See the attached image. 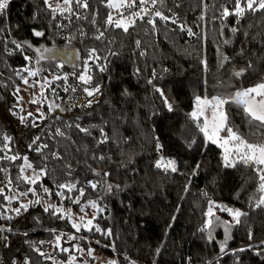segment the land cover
Returning a JSON list of instances; mask_svg holds the SVG:
<instances>
[{
  "label": "trees",
  "instance_id": "1",
  "mask_svg": "<svg viewBox=\"0 0 264 264\" xmlns=\"http://www.w3.org/2000/svg\"><path fill=\"white\" fill-rule=\"evenodd\" d=\"M87 3L86 9L73 4V13L53 18L43 0H10L0 15V149L3 136L10 137L6 142L10 151H0V156H27L37 170L46 164L48 173L36 185H27L15 179L22 160H0V167L7 170L6 175L0 173V181L12 178L18 192L33 187L38 195L27 197L40 200L28 203V210L21 209L18 215L14 209L20 202L9 203L0 196V216L10 217L0 218V228L5 229L0 232V264H71L70 258L88 255V249L96 258L116 264H264V207L255 206L262 194L256 192L254 171L242 164L225 167L222 149L210 142L206 146L190 117L197 96L230 98L237 90L264 82V11L246 12L237 23L235 16L220 18L222 6L231 11L234 0H159L155 9L168 21L155 17L153 28L146 16L124 32L105 24L109 12L120 18L106 7L107 0ZM189 28L195 35L188 34ZM232 28L238 31L233 33ZM35 31L44 35L35 36ZM100 32L104 35L95 39ZM40 46L74 50L80 69L61 60L63 67H57L58 59L39 62ZM91 49L95 55L89 59ZM222 56L228 59L222 61ZM84 60L91 84L82 85L73 75L74 84L62 78L73 72L79 75ZM25 68L37 75L29 76ZM50 75L53 79L41 93L45 100L65 105L84 87L99 85L100 92L86 96L73 117L54 114L46 101L41 105L43 116L25 114L19 95L24 79L40 85ZM57 76L61 78L54 79ZM67 86L76 91H65ZM88 100H93L91 106H86ZM226 108L239 109L235 104ZM101 129L108 137L104 143ZM45 144L47 148L42 147ZM37 146L40 152L34 150ZM161 157L175 160L177 171L156 168ZM88 181L97 187L92 189ZM68 183L84 188L81 205L96 202L92 231L82 227L76 232L66 215L58 219L64 214L44 211L43 201L50 199L82 213L80 205L55 194L77 196L76 189L69 193L56 187ZM4 194L11 197L13 192L6 188ZM210 201L247 213L239 224L230 221L224 252L220 251L224 232L209 239V229L201 231ZM92 209L86 207L85 213ZM60 234L65 235L58 247L55 238ZM67 235L77 238L68 241ZM241 248L245 250L238 251Z\"/></svg>",
  "mask_w": 264,
  "mask_h": 264
},
{
  "label": "snow or ice",
  "instance_id": "2",
  "mask_svg": "<svg viewBox=\"0 0 264 264\" xmlns=\"http://www.w3.org/2000/svg\"><path fill=\"white\" fill-rule=\"evenodd\" d=\"M159 2V0H107L106 7L109 9H115L117 11V14L119 15V19H114L113 14L109 12L105 24L107 26H114L115 28L122 29L124 32H127L129 27L134 26L136 23V20H145V17H150L146 20L147 23L151 24L153 28H155V17H159L161 20L168 21L170 18L167 16H164L163 13L159 9H155L156 4ZM10 0H0V15H4L5 11L7 10L9 6ZM43 4L45 7L50 11L53 18H55L57 13H60L61 15L67 11L69 13H73L72 5L74 4L77 9L80 8H87L88 3L87 0H62V3L57 2L55 7L50 3V0H43ZM148 5L152 6V9H155L153 11ZM207 7V5H205ZM138 10H134L137 9ZM264 11V0H234V8L230 11L229 8L225 5L222 6V11L220 13L221 19H226L228 16H235L237 17V23H239L240 19H242L246 12H262ZM127 13V15H125ZM143 13V15L141 14ZM79 15H77V19H80ZM204 17L202 16L201 19ZM173 23H175V19L172 20ZM93 24H95V20L92 21ZM181 30H185L184 26H181ZM231 31L235 33L238 31L237 28H232ZM188 34L195 35V33L192 32V30L189 28L187 29ZM35 36H43L44 33L35 31ZM104 35L103 32H100L99 35L95 37V39H101V37ZM14 44H16V47L19 49L22 47V44L16 43L13 41ZM230 43V41L225 40V44ZM24 44H27L28 47H32L31 44H28L27 41L24 42ZM137 45H139V41H137ZM37 52L40 53L41 59L44 58L45 52H51L53 49L50 48H43V49H36ZM95 55V49L89 50V59H91ZM30 58L25 56V60H29ZM222 61L227 60L228 57L222 56ZM57 67H63V64L57 65ZM206 67V62H205ZM101 71H104V68L100 69ZM24 71L28 72L29 76H36V71H30L27 68L24 69ZM19 74V73H18ZM243 72H238L236 75H242ZM73 76L76 77V79L82 84V85H89L92 81V76L89 74V66L88 61H83V67L81 69V72L79 75H77L75 72L72 73ZM61 77L57 76L54 77V79H60ZM65 81H67L68 77L65 74L62 77ZM23 79V78H22ZM25 84L28 83L27 79H24L23 81ZM45 83H50V81H45ZM151 83V81H149ZM41 88L44 87V84L40 85ZM71 90L73 92L76 91V87L67 86L65 87V91ZM156 91L161 92V95L163 96V92L160 89H156ZM83 92L87 94L89 97H94L95 94L100 92V86L97 85L95 87H84ZM33 103H36V101H33ZM93 103V100H88L86 102V106H91ZM165 103H167V100H165ZM226 104H235L239 109H241V112L243 116L245 117L246 123L250 129L249 133L245 135L244 133H241L239 130V126H234L230 122V114L225 110ZM169 108H171V105H169ZM51 110V106H50ZM210 113V115H209ZM29 115H32V113H29ZM41 116H43V113H41ZM190 117L193 121L197 122L196 126L199 128V131L203 134L205 139V145L210 142L211 144L218 145L220 148L223 149V163L225 167H236L237 164H242L245 167H248L252 169L256 175L257 179V188L256 192L261 193L262 195L259 196V198L256 201V207H262L264 206V82H261L259 84H256L252 87H249L247 89H241L237 90L234 95L230 98H223V97H216L213 96L211 98L205 96L201 98L200 96H197L195 98V108L192 113H190ZM201 118H203L201 120ZM23 117H21V120L23 121ZM35 126V125H34ZM79 127V125H77ZM80 131L86 132L87 129L80 128ZM102 135L103 129H101ZM221 133H226V135L222 136ZM58 135H63V133L57 132ZM108 137L104 135V139L100 141V143L106 142ZM10 140V137L3 136L2 141L4 143V149H0V151L8 150V144L7 141ZM36 140H39V137H36ZM36 140H34L32 143L35 144ZM194 143V141H193ZM31 147V145L29 146ZM43 148H47L48 146L45 144L42 146ZM158 149L162 147L161 145H157ZM36 152L41 151V146H37L34 149ZM54 158L59 159L58 154H53ZM22 160L23 163L19 167V173L17 177L15 178L18 181H22L27 185H36L40 179L41 176H46L47 173V166L45 164L44 167H41L39 170L34 168L33 164L28 160L27 156L20 157L18 155H3L0 156V160H8L9 162H14L16 160ZM45 160L47 157L44 158ZM100 159H104V157H100ZM156 168H163L165 171H168L169 169L172 172L177 171L176 167V161L175 160H165L164 157H161L159 160H157L155 164ZM199 167V165H197ZM31 169L33 174L31 176L25 175V172ZM0 173H7V170L0 167ZM69 175H71V169L69 166ZM107 175V173H105ZM0 184L3 186H0V196H3L4 200L8 201L9 203L12 202V200H18L19 197H27L29 193L33 195H38L36 192V189L33 187H28L25 191H17L18 185H14L13 179L8 177L6 179V183L4 181H0ZM88 186H90L92 189H95L97 187V184L91 181L87 182ZM11 186V187H10ZM57 188L63 190L67 189V191L70 193L73 189H76L78 192V195L75 197L72 196H66L64 191H58L55 194L60 197L61 199H69L72 201L73 204L80 205V212L85 213L86 207H91L93 209H97V204L95 201H88L86 204L81 205L80 204V198L84 196L85 190L84 188H76V183H68V184H60L56 186ZM8 189L9 191L13 192V196L9 197L5 195V189ZM109 190H111V187L109 186ZM42 191L45 194L51 195V192L48 188H43ZM29 203L37 204L40 203V200L37 199L35 201H29ZM29 207V204L27 203H20L19 207L15 208L14 211L19 215L21 212V209L27 211ZM219 208L220 211L227 212L235 221L236 224L240 223V218L242 216H246L247 213L242 212L240 209H232L224 205H216L215 202L210 201L209 207L206 213V216L208 219L205 222L204 228L201 229V231H205L206 229H213L216 226H219L220 224H223L224 226V233H225V240L220 245V251L224 252L225 247L227 245L228 239H230V228L231 224L229 221H220L219 217L215 216V213L213 211V208ZM49 209H53V214H64V215H57L58 219H63L64 216H67V219L72 221V214L71 209H64L62 206L52 205L49 204L44 208V211L47 212ZM87 213H85V216ZM0 218H9L10 217H2ZM80 220V223H76L75 221H72V228L76 230V232H80L81 228L83 227L87 231H92L93 228L90 226H93V221L95 220V216L92 217V219H88L86 223L84 222V216L78 217ZM5 231L4 228H0V232ZM8 231H11V229H8ZM96 232H101V229L99 227H95ZM108 236L111 235V231L108 230L106 233ZM65 234H60L56 236V242L57 246L59 247V242L62 239V236ZM77 237L75 235H67V240L72 241L75 240ZM211 232H209V239H211ZM3 239H7L6 237H3ZM249 239H251V233H249ZM99 243V242H97ZM60 250L64 252H68L69 249L67 248H61ZM245 249L241 248L238 251H244ZM43 255V253H41ZM93 250L88 249V255L92 256ZM70 259H75L74 257ZM27 264V262H26ZM108 264H116L115 261H108Z\"/></svg>",
  "mask_w": 264,
  "mask_h": 264
},
{
  "label": "rangeland",
  "instance_id": "3",
  "mask_svg": "<svg viewBox=\"0 0 264 264\" xmlns=\"http://www.w3.org/2000/svg\"><path fill=\"white\" fill-rule=\"evenodd\" d=\"M60 2V0H50V3L53 5V7H55L56 3ZM62 3V2H60ZM40 44H43V42H41ZM43 48H49L47 46H40V49ZM50 49H56V48H50ZM49 52H45L44 53V58L41 59L40 57V53L37 52V57L39 59V62L41 63H45L47 61H49L47 54ZM58 63L60 64L59 60ZM75 64V63H74ZM73 64V65H74ZM79 65H82V63H76L73 67H75L76 69H80ZM68 81L70 83H75L76 80L73 78L72 73L69 74L68 76ZM53 79V77L50 75L48 76L46 81H51ZM80 83L78 82L76 86H80ZM41 85V84H40ZM40 85H37L33 83V85L27 83L24 84L23 88L19 91V95H20V99L22 100V104H23V112L25 114H29L32 113V115L34 114H41L42 113V103L46 101L47 105L51 106V111L54 114H59L61 116H65V117H73L75 115V110L78 108H82L84 101L86 100V96L87 94L85 92H83V89H80L79 91H77L76 95L73 97L72 100H70L67 104L65 105H61L57 102H55L53 99H48L45 100L44 98L41 97V93L43 91V89L45 88V86L48 85V83L44 84V87L41 88ZM72 85V84H71ZM33 101H36V103H33ZM225 110L230 114V122L234 125V126H239V130L241 133H244L245 135H247L250 131L245 117L243 116L241 109H236V108H226V105L224 106ZM210 115V113H209ZM203 118H201L202 120ZM222 136L226 135V133H221ZM218 146V145H217ZM222 149V148H221ZM223 151V149H222ZM165 160H170L165 158ZM33 174L31 169H28L25 172V175H29L31 176ZM11 196H13V194H11ZM20 203H29L30 199L28 197H19V199L17 200ZM44 205L47 206L49 204L55 205L54 202L52 200H44L43 201ZM264 207V206H262ZM213 211L215 213V216L219 217L220 221H233L232 217L224 211H220L219 208H213ZM71 214H72V221H75L76 223H80V220L78 219V217L80 216H84V222L86 223V221L88 219H92L93 216L97 217L98 211L97 209H92L91 212L87 213V215L85 216V213H76L73 210H71ZM92 227V226H90ZM209 231L211 232V237L214 238L217 236V233L219 232H224V226L223 224H220L219 226L214 227L213 229H209ZM223 235V234H222ZM225 235V233H224ZM225 237V236H224ZM222 238L221 243L225 240V238ZM75 259H71V264H108V261H110L107 258H96V253L93 252L92 256H89L87 254H81L78 256L74 257Z\"/></svg>",
  "mask_w": 264,
  "mask_h": 264
},
{
  "label": "water",
  "instance_id": "4",
  "mask_svg": "<svg viewBox=\"0 0 264 264\" xmlns=\"http://www.w3.org/2000/svg\"><path fill=\"white\" fill-rule=\"evenodd\" d=\"M50 59L61 60L64 64L72 66L77 61V54L74 50L54 49L47 54Z\"/></svg>",
  "mask_w": 264,
  "mask_h": 264
}]
</instances>
